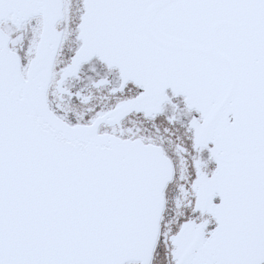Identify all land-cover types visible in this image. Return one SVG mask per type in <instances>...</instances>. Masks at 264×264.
Wrapping results in <instances>:
<instances>
[{
    "label": "snow or ice",
    "instance_id": "1",
    "mask_svg": "<svg viewBox=\"0 0 264 264\" xmlns=\"http://www.w3.org/2000/svg\"><path fill=\"white\" fill-rule=\"evenodd\" d=\"M0 264H264V0H0Z\"/></svg>",
    "mask_w": 264,
    "mask_h": 264
}]
</instances>
